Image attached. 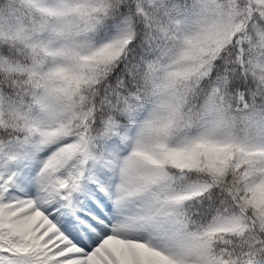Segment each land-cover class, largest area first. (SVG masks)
Wrapping results in <instances>:
<instances>
[{
    "label": "snow or ice",
    "instance_id": "1",
    "mask_svg": "<svg viewBox=\"0 0 264 264\" xmlns=\"http://www.w3.org/2000/svg\"><path fill=\"white\" fill-rule=\"evenodd\" d=\"M0 264H264V0H0Z\"/></svg>",
    "mask_w": 264,
    "mask_h": 264
}]
</instances>
